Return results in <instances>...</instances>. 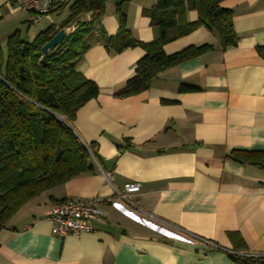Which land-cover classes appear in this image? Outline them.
Instances as JSON below:
<instances>
[{
  "label": "crops",
  "instance_id": "1",
  "mask_svg": "<svg viewBox=\"0 0 264 264\" xmlns=\"http://www.w3.org/2000/svg\"><path fill=\"white\" fill-rule=\"evenodd\" d=\"M154 3H124L137 40L158 36L144 13ZM223 5L234 12L237 45L222 50L219 36L200 26L166 43L165 52L204 43L214 49L165 70L149 89L128 97L114 93L135 74L145 50L109 51L94 31L78 69L100 94L79 109L74 128L85 143L97 144L104 168L98 164L96 173L24 205L0 230V264H240L230 250L264 253V166L228 157L233 149L264 151V57L258 51L264 46V0ZM114 9L107 4L101 21L108 35L119 27ZM186 16L193 22L198 12L190 9ZM18 18L33 24L31 13L0 0V39L14 32L10 25ZM131 182L139 189L121 203L119 192ZM97 195L106 200L101 207L107 216L94 221V230L54 233L47 219L52 206ZM133 210L140 219L126 214Z\"/></svg>",
  "mask_w": 264,
  "mask_h": 264
},
{
  "label": "trees",
  "instance_id": "2",
  "mask_svg": "<svg viewBox=\"0 0 264 264\" xmlns=\"http://www.w3.org/2000/svg\"><path fill=\"white\" fill-rule=\"evenodd\" d=\"M108 1L76 0L69 4L70 13L61 24H51L31 41L16 30L8 37L6 51L0 46V230L44 191L82 174L96 173L98 164L104 168L97 144L85 143L74 128L79 109L100 94L99 85L78 69L95 30H99L109 51L120 53L134 47L145 50L136 63L135 74L114 93L118 97L141 93L160 73L214 49L213 44L204 43L172 54L165 52L166 43L200 26L219 36L222 50L239 41L234 12L224 7L225 0H155L144 10L158 28V36L149 42L137 40L127 26L124 3L129 0H112L118 31L114 35L104 31L101 21ZM64 7L66 4L60 9ZM190 9L198 12L196 21L187 19ZM88 13L91 19L83 20ZM73 24L76 29L63 42L49 53L43 51L60 28ZM258 51L264 57V46ZM125 141L128 144L131 140ZM118 147L125 149L126 145ZM228 157L242 164L264 166V151L233 149ZM234 250L238 253L229 254L240 264H264V256Z\"/></svg>",
  "mask_w": 264,
  "mask_h": 264
},
{
  "label": "built area",
  "instance_id": "3",
  "mask_svg": "<svg viewBox=\"0 0 264 264\" xmlns=\"http://www.w3.org/2000/svg\"><path fill=\"white\" fill-rule=\"evenodd\" d=\"M20 9L32 14V22L39 23L42 21L43 15L57 10L64 4H71L76 0H8ZM88 20L91 19V13ZM76 24L66 27V32L71 33L76 29ZM139 189L137 183L125 184V189L119 192V196L123 199H128L129 193ZM105 199L101 196H93L88 198H68L61 203L52 206L48 213L47 219L52 223L53 231L60 237H65L69 234H80L82 232L94 230V221H103L107 212L101 207L105 203ZM206 243H211L210 240L200 238ZM215 245V244H213ZM230 253H238L235 250H230ZM264 256V253L256 254Z\"/></svg>",
  "mask_w": 264,
  "mask_h": 264
},
{
  "label": "rangeland",
  "instance_id": "4",
  "mask_svg": "<svg viewBox=\"0 0 264 264\" xmlns=\"http://www.w3.org/2000/svg\"><path fill=\"white\" fill-rule=\"evenodd\" d=\"M108 5L109 6H113L114 5V2L112 0H109L108 1ZM22 10V9H20ZM115 10V9H114ZM24 11V10H23ZM27 12V11H25ZM29 13V12H28ZM70 13V9H69V4L66 5V7L64 8H61L60 7L57 9V10H54L53 12L51 13H48V14H45L43 15V18H42V21H40L39 23H28L26 20H21L18 18L16 20V22L14 24H11L10 27L12 26H16L17 28L14 30V32L16 30H20L21 33H22V36L31 41L35 38V36L43 29H46L48 26H50L51 24H56V25H59L61 24L69 15ZM83 20H87V19H83ZM13 32V33H14ZM12 34V33H11ZM10 34V35H11ZM9 35V36H10ZM8 36V37H9ZM8 37H7V40H8ZM7 40H2V38L0 39V46L6 51L7 49ZM121 200V203H122V200H125V199H120ZM119 204V203H118ZM117 205V204H116ZM132 210V209H131ZM134 212H125L128 216H130L131 218H133L134 220H137V218L140 219L139 217V214L136 210H133ZM137 216H136V215ZM135 215V216H134ZM129 217V218H130ZM137 217V218H136ZM155 230V231H154ZM154 232H158L159 230L153 229ZM166 233V232H164Z\"/></svg>",
  "mask_w": 264,
  "mask_h": 264
},
{
  "label": "water",
  "instance_id": "5",
  "mask_svg": "<svg viewBox=\"0 0 264 264\" xmlns=\"http://www.w3.org/2000/svg\"><path fill=\"white\" fill-rule=\"evenodd\" d=\"M66 27L60 28L52 38L43 46V51L45 53H49L54 50L61 42H63L64 38L66 37Z\"/></svg>",
  "mask_w": 264,
  "mask_h": 264
}]
</instances>
